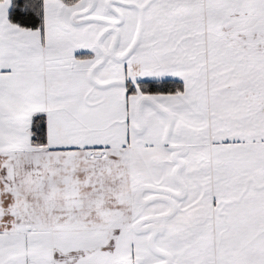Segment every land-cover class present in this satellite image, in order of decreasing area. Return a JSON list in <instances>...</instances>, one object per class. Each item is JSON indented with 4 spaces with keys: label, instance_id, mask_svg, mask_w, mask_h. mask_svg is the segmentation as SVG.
<instances>
[{
    "label": "snow or ice",
    "instance_id": "snow-or-ice-1",
    "mask_svg": "<svg viewBox=\"0 0 264 264\" xmlns=\"http://www.w3.org/2000/svg\"><path fill=\"white\" fill-rule=\"evenodd\" d=\"M0 264H264V0H0Z\"/></svg>",
    "mask_w": 264,
    "mask_h": 264
}]
</instances>
